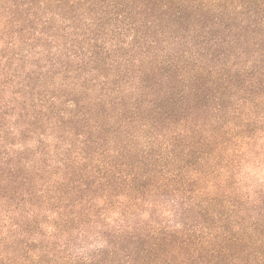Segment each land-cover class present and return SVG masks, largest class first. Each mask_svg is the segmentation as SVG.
<instances>
[{"label":"trees","instance_id":"16d2710c","mask_svg":"<svg viewBox=\"0 0 264 264\" xmlns=\"http://www.w3.org/2000/svg\"><path fill=\"white\" fill-rule=\"evenodd\" d=\"M263 0H0V264H264Z\"/></svg>","mask_w":264,"mask_h":264},{"label":"rangeland","instance_id":"374dc122","mask_svg":"<svg viewBox=\"0 0 264 264\" xmlns=\"http://www.w3.org/2000/svg\"><path fill=\"white\" fill-rule=\"evenodd\" d=\"M258 166L259 167H256V169H255L258 172V174L256 175L254 180L258 184H262V183H264V164L263 165H258Z\"/></svg>","mask_w":264,"mask_h":264}]
</instances>
